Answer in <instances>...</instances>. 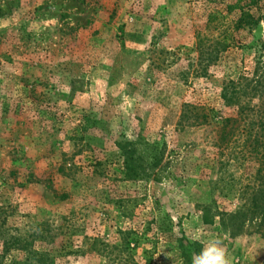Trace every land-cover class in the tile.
<instances>
[{
  "label": "rangeland",
  "instance_id": "obj_1",
  "mask_svg": "<svg viewBox=\"0 0 264 264\" xmlns=\"http://www.w3.org/2000/svg\"><path fill=\"white\" fill-rule=\"evenodd\" d=\"M240 9L258 23L236 28ZM198 35L230 45L205 71ZM228 81H250L238 105L264 108V0H0V253L2 239L49 228L52 245L33 249L57 250L52 264H183L178 239L198 253L207 233L232 264H264L259 217L232 235L220 225L258 165L243 144H214L238 106L221 96ZM182 107L208 123H179ZM127 141L146 161L160 153L157 178H123Z\"/></svg>",
  "mask_w": 264,
  "mask_h": 264
},
{
  "label": "trees",
  "instance_id": "obj_2",
  "mask_svg": "<svg viewBox=\"0 0 264 264\" xmlns=\"http://www.w3.org/2000/svg\"><path fill=\"white\" fill-rule=\"evenodd\" d=\"M258 23V17H255L252 13L240 9V14L235 20L236 28H241L244 26L251 27ZM196 51L198 53L197 61L202 66V70L205 71L207 67L217 61L219 55L225 52L229 48V44L226 41H219L217 38L212 40L211 38L206 39L205 37L200 38L199 35L196 37ZM207 44V45H206ZM246 81V80H245ZM242 81V83L228 81L222 88L221 96L226 105H238L239 94H251L249 84ZM248 88V89H247ZM253 89V88H251ZM256 90V89H255ZM256 92V91H254ZM253 92V93H254ZM187 109H192L187 110ZM189 107H182V111L179 116L178 122H188L190 118L194 123L198 125H204L208 123V115L203 112H196ZM219 127L217 128V138L215 139V146L220 150H227L231 148L233 144H243L242 152H244L250 161L257 163V168L253 174L252 187H250V198L246 199V203L242 206V209L234 213H224L221 212L219 215L220 225L226 229L230 230L234 225L241 227L249 216L251 219L255 216L259 217V227L264 228V108L258 107H244L237 106L234 116L225 117L220 119ZM118 148L121 152V157L123 158V178L126 180H139L142 178H149V173L154 175L153 178H157L154 173L155 168L160 163V153H156L152 156L151 161H146L144 154L141 152L136 155L137 144L132 141H127L124 143H118ZM75 168L73 164L70 165ZM57 172L62 174V177L71 178L69 173L65 171L62 165L57 168ZM148 172V173H147ZM32 176V175H31ZM30 174L26 178V182H32ZM52 182H50L49 187L52 188ZM55 193L54 190H52ZM56 197L60 199H66L67 194H56ZM234 224V225H233ZM230 226V227H229ZM49 225H45L44 228H48ZM46 236L43 233L33 234L26 233V235L13 236L9 238L2 239V250L0 253V262L7 259V255L15 249L24 252L26 256L22 259H17L12 257L10 264H52L58 258V254L55 252L54 248L50 250H35L33 249L35 241H39L41 244L52 245L54 235L50 232L49 228L46 230ZM66 232L60 231L59 235H63ZM131 231H120V242L115 245V249L128 248V240L132 236ZM96 240H93L91 245H96ZM63 251L66 247H60ZM104 250L109 248V245H103ZM178 249L180 252V257L183 264H191V257L194 252H197V245L195 243H190L184 239H178ZM54 252V253H53ZM100 253V251H98ZM7 256V257H6ZM127 260L132 257H126ZM126 260V261H127ZM133 263V261H131Z\"/></svg>",
  "mask_w": 264,
  "mask_h": 264
},
{
  "label": "clouds",
  "instance_id": "obj_3",
  "mask_svg": "<svg viewBox=\"0 0 264 264\" xmlns=\"http://www.w3.org/2000/svg\"><path fill=\"white\" fill-rule=\"evenodd\" d=\"M206 239L200 252H194L191 257V264H232L223 240L219 236H212L205 233Z\"/></svg>",
  "mask_w": 264,
  "mask_h": 264
}]
</instances>
